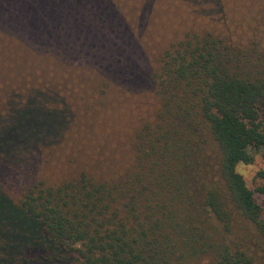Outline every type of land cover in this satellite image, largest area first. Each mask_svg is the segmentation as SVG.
Segmentation results:
<instances>
[{
  "label": "trees",
  "instance_id": "16d2710c",
  "mask_svg": "<svg viewBox=\"0 0 264 264\" xmlns=\"http://www.w3.org/2000/svg\"><path fill=\"white\" fill-rule=\"evenodd\" d=\"M2 39L42 82L0 119V163L52 136L62 149L65 100L97 126L77 128L89 148L76 177L35 183L17 202L0 190V264H186L206 233L200 211L227 235L236 214L264 237L235 170L258 153L264 194V0H0ZM133 91L138 105L125 100ZM198 128L218 153L210 179ZM221 252L218 264H251L236 246Z\"/></svg>",
  "mask_w": 264,
  "mask_h": 264
},
{
  "label": "rangeland",
  "instance_id": "374dc122",
  "mask_svg": "<svg viewBox=\"0 0 264 264\" xmlns=\"http://www.w3.org/2000/svg\"><path fill=\"white\" fill-rule=\"evenodd\" d=\"M200 33L204 34L205 31H201ZM1 46L3 49H7L11 56L3 55ZM9 46V40L5 44L3 39L0 41V119H7L9 116L8 110L13 108V105L25 101L27 94L34 91L41 81L40 68L33 66V63L30 61L25 63L19 58L13 59L14 51L10 50ZM138 49L142 50L141 46ZM151 56L153 55L151 54ZM36 65L40 67V65ZM132 93L131 98H125L129 104L135 105L140 100H144L132 99L137 94L134 91ZM58 100L62 101L61 99ZM63 103L69 116L65 127L69 135L68 141L62 149L58 145V141L62 140L59 137L52 136L43 146L37 145L36 147H31L30 143L27 146L25 145L26 150L24 148L21 153L14 156L11 165H8L7 168L5 164L10 161L6 160V162L0 163V190L12 201L17 202L21 200L26 190L31 188L35 183H57L61 180L74 178L79 173L81 168L79 162H81L82 152L84 149H88L89 145L80 146L79 138L75 136V134L79 133L77 128L82 126V123L87 122V124L94 126H97V123L94 119L83 122L81 111L69 109L67 107V100L63 101ZM84 114L88 116L87 113ZM148 114L147 110L146 115ZM127 118H130V116L124 111L118 118L115 128L116 137L117 139L120 138L122 142L120 147L122 149L121 155L124 158L128 157L131 151V147L128 149L126 146L127 140L131 136L128 130H133L134 128L132 127H135L126 120ZM197 144L200 145V149L198 150L196 147L197 154H195V157L201 163L206 176L210 179L213 177L216 166L217 150L206 132L199 128L196 131ZM100 155L101 157L109 155L113 158L112 168L114 162L119 163L121 169L123 168V163L120 162L114 153L106 155L100 153ZM87 157L85 158L86 162L90 160ZM253 157L251 164H238L235 170L242 177L247 188L252 191L255 202L262 209L264 221V194L255 192V188L260 185V181L255 178V173L262 167V164L258 153H254ZM68 160H71L73 163L72 167L74 168L70 167L69 164L65 166L64 163ZM95 162H97L96 159ZM194 217L196 221L195 225L199 229H204L205 227L206 233L201 235L196 244L197 252L195 256H191L188 259V263L185 262L186 264H218L221 260V251L224 246L231 248L236 246L250 260L251 264H264V237L252 223L234 214L231 216V231L227 235L212 217H208L206 213L204 214V211H200ZM196 217H199V219ZM199 223H203L204 227Z\"/></svg>",
  "mask_w": 264,
  "mask_h": 264
}]
</instances>
